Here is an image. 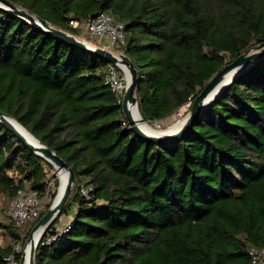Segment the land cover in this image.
<instances>
[{
	"label": "trees",
	"instance_id": "1",
	"mask_svg": "<svg viewBox=\"0 0 264 264\" xmlns=\"http://www.w3.org/2000/svg\"><path fill=\"white\" fill-rule=\"evenodd\" d=\"M8 1L74 36L81 31L70 20L111 14L125 36L114 53L136 69L137 108L149 124L172 121L225 64L264 41V0ZM107 64L0 9V111L75 175L34 264H251L248 248L264 251V57L181 139L163 143L130 130L103 82ZM49 171L0 123V196L28 186L43 199ZM51 182L37 220L16 227L7 214L0 219V264L16 246L19 262L56 196L55 172ZM71 212L69 229L42 244Z\"/></svg>",
	"mask_w": 264,
	"mask_h": 264
},
{
	"label": "water",
	"instance_id": "2",
	"mask_svg": "<svg viewBox=\"0 0 264 264\" xmlns=\"http://www.w3.org/2000/svg\"><path fill=\"white\" fill-rule=\"evenodd\" d=\"M0 9L7 11L25 21L35 26L44 33L53 36L56 40H59L66 45L75 47L83 52L89 53L97 58L103 59L109 64H114L118 66L126 79V88L123 94L121 108L125 118V121L130 127V130L139 138L147 140L153 143H163L169 141H176L183 137V135L191 129L197 118L208 108L215 98L238 76L243 70H245L250 64L264 57V41L259 44L251 46L249 49L245 50L234 60L228 62L224 65L221 70H219L203 87L199 94L191 101L189 108L183 117L184 122L182 125L173 131H168L169 128L165 130H158L159 134L148 133L144 131L137 121L133 118L131 110H134L139 120L143 123L144 121L137 108V99L135 96V90L137 86V73L131 60L124 53H114L103 47L92 46L84 40H80L74 35L56 29L52 27L47 21L41 19L40 17L27 12L25 9L15 6L8 0H0ZM234 72L230 78L226 76ZM0 123H2L10 132H12L16 138L21 141L29 150L34 154L44 159L46 162L51 164L53 168L58 173L61 170L67 171L68 177L66 184L64 185L62 192L56 201V196L54 197L51 205L48 207L46 212L42 217L36 222L33 228L30 230L29 235L25 241V246L21 251V256L18 264H34V253L38 246V243L52 222H54L62 213L63 207L70 195L71 188L74 182V172L71 167L59 158L51 149L42 144L37 140L31 133H29L21 124L11 118L8 114L0 111ZM22 128L26 133H28L33 142H30L25 138V136L17 129L15 126ZM59 183V182H58ZM58 191V189H57ZM38 229L40 230V235L36 244L32 243L33 234ZM29 243L30 249L28 251V259H25V249L26 245Z\"/></svg>",
	"mask_w": 264,
	"mask_h": 264
},
{
	"label": "built area",
	"instance_id": "3",
	"mask_svg": "<svg viewBox=\"0 0 264 264\" xmlns=\"http://www.w3.org/2000/svg\"><path fill=\"white\" fill-rule=\"evenodd\" d=\"M68 25L72 28H76L80 31H84L88 36L93 39L98 40L102 43V47L110 50L122 49L125 46V36L123 33V27L117 20L109 13L100 12L95 17L88 18L85 21L79 22L70 20ZM116 65L107 64L104 75L103 82L106 84L112 93L115 95L118 104L122 103L123 94L126 88V79L117 70ZM190 101L185 103L181 108L177 110L174 114L175 119L178 121L183 113L189 108ZM51 181L46 182L45 196L41 199L37 191L24 186L19 189L16 195L9 199V205L7 207V215L9 219L16 227H23L28 222L35 221L39 218L41 211L43 209V201L49 197L48 188L51 186ZM82 194L86 195L85 190H82ZM69 229V223L64 226L56 225V234L46 237L42 244L48 245L53 242L56 235ZM20 251V246L14 248L13 254L5 258L6 264H18L15 262L14 253ZM248 255L251 264H264V251L255 246H250L248 248Z\"/></svg>",
	"mask_w": 264,
	"mask_h": 264
},
{
	"label": "bare ground",
	"instance_id": "4",
	"mask_svg": "<svg viewBox=\"0 0 264 264\" xmlns=\"http://www.w3.org/2000/svg\"><path fill=\"white\" fill-rule=\"evenodd\" d=\"M233 73H234V72L229 73V74L226 76V78H227V79L230 78V77L233 75ZM131 113H132V115H133V118L137 121V123L140 125V127H141L144 131H146V132H148V133H156V134L161 133V132L155 130L151 125H148V123H143V122H141V121L139 120V117L137 116V114L135 113L134 110H131ZM183 122H184V119H183V118H180V119L175 123L176 125H175V124H174L175 126L173 125L174 128H173V126H171L172 128L169 127L168 131L176 130L177 128H179V127L182 125ZM15 126L17 127V129H18L19 131H21V133L25 136V138H26L27 140H29L30 142L35 143V142L33 141V139L31 138V136H30L28 133H26L22 128L18 127L17 125H15ZM170 128H171V129H170ZM67 177H68V174H67V171H65V170H61V171H59V172L57 173V178H58V182H59V184H58V191H57L56 201L58 200V198H59V196H60V194H61V192H62V189H63L64 185L66 184ZM40 230H41V229H38L37 231L34 232V234H33V239H32V243L36 244V241L38 240L39 235H40ZM30 246H31V245H30L29 243H27V245H26V249H25V259H26V260L28 259V251H29V249H30Z\"/></svg>",
	"mask_w": 264,
	"mask_h": 264
},
{
	"label": "rangeland",
	"instance_id": "5",
	"mask_svg": "<svg viewBox=\"0 0 264 264\" xmlns=\"http://www.w3.org/2000/svg\"><path fill=\"white\" fill-rule=\"evenodd\" d=\"M75 37H77L78 39H80V40H84V41H86V42H88L89 44H91L92 46H98V47H102V43L101 42H98V40H96V39H93V38H91L90 36H88L84 31H81L77 36H75ZM113 51H116L115 49H113ZM185 114H186V111L183 113V115L181 116L182 118L185 116ZM176 117H175V115H173V118H172V121H170V119L169 120H164V121H160V122H154V123H152V124H149L148 123V125H151L155 130H165V129H167V128H169V127H171V126H173L176 122H177V120L175 119ZM176 125V124H175ZM174 125V126H175ZM174 126H173V128H174ZM172 128V127H171ZM170 128V129H171ZM55 172V174H56V176H57V172H56V170L54 169V171H49L48 172V174H47V178L51 181V176H52V174ZM9 201L10 200H6V199H4V197L3 196H0V219L2 220L3 219V217L4 216H6V214H7V207H8V205H9ZM45 202L43 203V209L42 210H44L45 209ZM72 214H70L69 213V215L67 216V217H69V216H71ZM59 224H60V222H59ZM61 225V224H60ZM25 229L24 230H22V235H24L25 234ZM3 241V237L1 236L0 237V243ZM24 246H25V243H24ZM24 246H23V248H24ZM22 248V249H23Z\"/></svg>",
	"mask_w": 264,
	"mask_h": 264
},
{
	"label": "crops",
	"instance_id": "6",
	"mask_svg": "<svg viewBox=\"0 0 264 264\" xmlns=\"http://www.w3.org/2000/svg\"><path fill=\"white\" fill-rule=\"evenodd\" d=\"M71 214H73V212H71ZM71 220H72V215L69 217H61L59 219L61 225L59 224V226H64L65 224L69 223Z\"/></svg>",
	"mask_w": 264,
	"mask_h": 264
}]
</instances>
